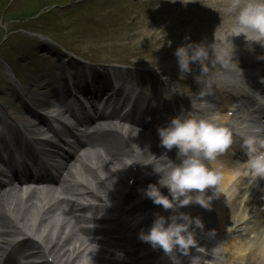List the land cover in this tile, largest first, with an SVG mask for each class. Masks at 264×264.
Here are the masks:
<instances>
[{
    "label": "bare ground",
    "instance_id": "obj_1",
    "mask_svg": "<svg viewBox=\"0 0 264 264\" xmlns=\"http://www.w3.org/2000/svg\"><path fill=\"white\" fill-rule=\"evenodd\" d=\"M135 1L137 2V0ZM148 1L156 2L158 0ZM166 2H169V0ZM228 2L229 0H190L185 7L189 9L190 14H195L196 12L197 14H203L199 19L194 16L182 21L178 37L169 44L168 48L175 50L181 45L182 38L192 33L193 42L188 41L189 45L187 47L193 50L203 49L205 55H223V51L228 47L225 43L227 38L233 44L231 58L234 61H244L240 57H245L246 59L249 54L250 58L254 57L255 54L264 55V47L259 44L251 43L249 45L243 40L242 36L229 37V20L219 21V23L207 30L209 25L207 19H212V17L205 11L219 12L222 10V13L227 17L226 7ZM174 3H177L176 6L184 7V4L182 5L179 0H175ZM195 3H201L197 5L200 7L193 6ZM160 13L161 15L167 14L166 11H161ZM158 17L166 19L164 16ZM172 20L175 21V18H172ZM126 36H132V34L128 33ZM148 37L150 38L151 35ZM231 72L237 77L238 75H244L245 78L250 75L247 69L240 70V73L238 69H232ZM94 77L99 79V83H103L100 81L101 77ZM95 78L92 84L96 81ZM225 80H228L230 84H234L232 79L223 76L222 81ZM48 96L49 98H45V101L47 99L54 100L56 93L54 91L49 92ZM26 114L29 117H33L32 109L26 107ZM133 132L131 131L129 135L135 143V151L138 153L140 149H146L154 154V146L150 144L148 148H142L141 144L147 143V139L139 133L132 136ZM146 150L144 154H139L142 161L138 163L135 161L134 152L128 150L123 144L120 149H104V153L108 158L87 155L80 157L77 159V167L72 165L68 169L72 187L68 189L67 194L72 197L71 199L66 198L63 202H60L54 196L53 191L30 192L27 195L26 202L21 203L20 209L24 210L20 216L18 211L20 199L16 196L12 181L8 180L3 188L6 189L3 192L4 195L0 196V219L3 220L0 223V243H7L8 240L6 239L10 238L13 233H17L20 235L17 245H21L24 248L27 243H33L36 248L32 249L29 254H35L39 249V252L44 255L45 259L41 261L44 264H49V257H51L52 264H81L83 258L88 254L91 255L93 264H102V262H109L110 264H153L158 257L157 255L163 254V252L159 248L153 251L146 248L145 246L149 244L140 241L137 238V232L141 228L146 230L154 213L167 216L171 210L158 209L156 212H152L151 209L154 204L151 200L148 201L146 199L142 203L137 202L140 199L138 195L140 197L143 195L142 190L147 185V181L143 179V176L139 177L138 175L136 177L135 174L148 173L147 175H150L153 173L150 165H143L142 163L150 158ZM132 159L135 162L131 163V166L127 165L128 161L132 162ZM133 166L137 167L135 172L130 170V167ZM125 172L127 176H125ZM122 176L127 177V185L122 182ZM138 178H141V180ZM130 179L133 180L134 189L127 190L126 188L124 190L125 186H128ZM156 179L157 175L154 176L151 183L156 182ZM136 184H141L140 190L135 189ZM236 186H240L239 192L234 193L233 186L226 184L224 191L216 194L211 200L220 215L217 217L220 227L225 231L223 237L221 236L224 241L223 245L226 250L234 254L246 252L243 255L245 256L243 262H237L236 264H264V258H262L264 257V210L261 211L258 192L256 189L247 191L248 186L245 188L243 183H236ZM101 193H106L109 202L112 203V207L103 202L100 198V195L102 196ZM163 193L166 194V191ZM205 193L207 194V190H205ZM227 195L231 196V198L225 203L224 198ZM87 197L95 199L98 206L85 204L80 201ZM144 202L146 203L144 204ZM140 208H145L149 213L146 215L138 213L137 211L141 210ZM210 208L190 203L182 206L179 211L187 212L190 216L199 218L203 216L207 219ZM102 210L116 213V215H113L115 217L108 222V226H110L112 231L92 230L79 225V223H94L92 218H85L82 215L83 212H101ZM12 214H14L21 227L9 220L8 215ZM28 222H31L30 226H27ZM202 226V228L192 226V230L197 234V236H194L197 244H204L209 249L210 253L206 255L207 258L205 259L210 260L213 259L211 247L204 237L208 235L216 236V233L210 224L204 225L202 223ZM224 226L226 227L225 229ZM227 227L229 228L227 229ZM206 230L213 231L207 232ZM236 233L244 234V237H236ZM95 244L98 247L95 253L91 254ZM105 250L114 253L119 250L123 253V256L116 258L115 254L105 252ZM165 259L166 264H171L168 256H165ZM112 260L115 262H112ZM215 262L219 264L217 258ZM184 264H188V260H185Z\"/></svg>",
    "mask_w": 264,
    "mask_h": 264
},
{
    "label": "clouds",
    "instance_id": "obj_2",
    "mask_svg": "<svg viewBox=\"0 0 264 264\" xmlns=\"http://www.w3.org/2000/svg\"><path fill=\"white\" fill-rule=\"evenodd\" d=\"M179 2L183 5L190 0ZM226 11L229 16V37L242 36L247 44L257 43L264 47V0H229ZM162 32L164 33L163 30ZM225 43L228 47L223 55L234 61L231 58L233 44L229 38ZM187 45L189 43L178 46L173 53L181 74L189 71L190 61L198 62L205 56L203 49L193 50ZM257 58L264 59V55ZM234 62L240 73L236 61ZM133 128L131 135L135 136L139 129L136 126ZM234 132V126L229 127L215 115L178 113L169 117L163 126H157L159 145L165 150L174 147L175 158L170 159L166 152L156 156L145 149L150 159L143 165H150L152 172L157 174V179L155 183L149 182L142 193L153 204L171 211L167 216L154 213L147 230L141 228L137 232L140 241L148 243L153 249H161L164 254H187L190 247H196L192 226L202 228V222L199 217L190 216L179 209L190 203L210 208V201L216 194L224 191L226 184L233 186L235 192L240 171L238 168L228 167L219 159L233 143ZM239 135L242 137L241 147L247 157V174L254 179H264V124L253 125L247 133ZM131 163L133 162L127 165ZM162 188L166 189V194L161 191ZM206 189L210 194L205 193ZM211 231L213 230L208 232ZM97 247L95 244L91 254L95 253ZM221 252L220 246L212 248V255L217 259H222ZM115 256L121 258L123 253L116 250ZM171 260L172 264H179L174 256ZM81 264H93L91 255H86ZM188 264H201L200 257L190 256Z\"/></svg>",
    "mask_w": 264,
    "mask_h": 264
},
{
    "label": "rangeland",
    "instance_id": "obj_3",
    "mask_svg": "<svg viewBox=\"0 0 264 264\" xmlns=\"http://www.w3.org/2000/svg\"><path fill=\"white\" fill-rule=\"evenodd\" d=\"M36 1H38V0H36ZM39 1H42V0H39ZM74 1L75 0H73V2ZM78 1H79L78 6H79L80 3L82 5H85V3H86V0H78ZM6 2H7L6 0H0V26H1L0 27V37L2 36V29H3V27L7 23H12L13 22V20H14L13 18H14L15 14L18 11H20V10H22V11L23 10H27L28 8H31L35 4V0H34V2L32 0H19V1L15 0V1H12L6 8H4V4ZM73 2H72V4L71 3H66V4H68V5H74ZM199 4H201V3H199ZM78 6L74 10L75 16L81 22L88 23V24H82V23H80L79 20L74 21L72 24L67 23L64 20V18L66 17V14L67 13L63 9H61L60 7H56L55 10L53 11V13L48 12V13H46V14L43 15V18H38V20H35V21L29 23V26L31 27L30 29L35 30V31H39V32H41V31L44 32L45 31V33L47 35H50L49 33H47L49 30L52 31V32H53V30L59 31L60 33H57L56 34V35H58V39L59 40H63V43L64 44L70 45V43L72 41H75L79 37H81L82 34H83V32L89 31V34H90L93 29H96L97 28V25L100 28H102V26H103L102 21H99L97 23L95 22L96 13L94 11V8H91V10H88L89 11V14H90V16H89V14H86L85 13V8L79 9ZM24 7L25 8L27 7V9H25ZM37 8L38 7H36V9ZM62 22H63V25L59 24V23H62ZM65 24H66V27L64 26ZM110 24L111 25H110L109 28H111V29H112V24L118 25L117 24V21L114 20V19H112V22H110ZM104 28H105V26H104ZM23 29L26 30L25 27H23ZM70 30H72V32ZM73 30H75V32L81 31L82 34H74L73 35ZM24 37H25L24 34H22V36H18V37H15V38H12L11 37L10 38L11 39V43H10L11 46L14 49L17 48V47H19L23 43ZM122 43H124V44H122ZM109 45H111L114 48V49H112V51H114L115 53H117V50L119 48L129 47V46H132L133 44L132 43H126L125 40L121 39V40H118V41H113L112 43H109L108 46ZM90 46L93 47V48H95V49L97 48V47H95L93 45H90ZM119 46H123V47H119ZM82 47H84V46H82ZM132 53L133 52L126 53L125 51H122V52H119L117 54H121V55L124 56V58H128L129 55H131ZM135 53H137V52H135ZM17 56L18 57H22L19 54H17ZM17 56H16V54H14L13 57H15V60H16L17 63H21L20 61H23L24 58L23 57L22 58H17ZM132 60H135V59H132ZM144 68H146L148 70V72H142V73H140L139 74V80L142 81V83H140V84L145 89H149V88L154 87V89L155 88L157 89V91L155 93L156 94H160L158 88H160V90H161L162 93H169L171 90H169L168 87H171V89H172V86H174V89L175 88H178L177 82L175 80L172 81V79L170 77V74L168 72H166V73L163 74V73L157 72L154 68H153L154 70H151L147 66H144ZM155 68H157V67H155ZM174 93H175V91H174ZM226 263L227 264H232L233 263V260L228 259L226 261Z\"/></svg>",
    "mask_w": 264,
    "mask_h": 264
}]
</instances>
